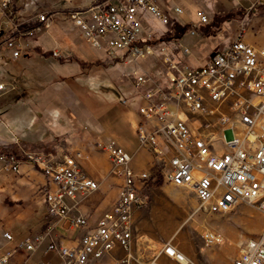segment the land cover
I'll return each mask as SVG.
<instances>
[{
	"label": "built area",
	"instance_id": "1",
	"mask_svg": "<svg viewBox=\"0 0 264 264\" xmlns=\"http://www.w3.org/2000/svg\"><path fill=\"white\" fill-rule=\"evenodd\" d=\"M66 1L59 8H34L29 16L21 17L22 10L14 11L12 0H0V50L11 60L26 56L34 47V38L61 17L63 24L77 28L86 43L110 60L127 64L158 59L149 20L163 26L180 23L177 16L184 12L180 5H170L172 0ZM223 1L246 14L264 7V0ZM194 16L197 24H208L203 10H195ZM194 26L190 22L185 29L195 34ZM183 52L188 54L189 49L184 47ZM213 53L204 64L178 66L163 51V83L151 81L146 73L134 76L132 85L139 99L130 123L138 149L148 151L150 158L137 169L132 165L133 154L115 139L96 142L108 154L110 171L120 183L115 199L95 223L79 209L98 188L81 165L86 158L82 150L55 159L1 144L0 171L17 173L22 161H32L47 182L38 187L45 207L44 229L18 239L2 229L0 236L10 245L0 244V264H96L116 248L124 252L121 264H188L184 252L170 242L150 258L141 248L131 251L138 237L134 215L150 204L151 188L159 179L191 191L196 200L194 213L222 216L243 204L264 217V42L238 34ZM50 54L55 58L64 55L58 48ZM6 88L7 83L0 80V96ZM120 103L129 104L126 98ZM60 223L78 232L75 245L49 239ZM201 238L207 247L224 239L210 229ZM42 246L54 258L33 262V254ZM230 264H264V226L240 242Z\"/></svg>",
	"mask_w": 264,
	"mask_h": 264
},
{
	"label": "rangeland",
	"instance_id": "2",
	"mask_svg": "<svg viewBox=\"0 0 264 264\" xmlns=\"http://www.w3.org/2000/svg\"><path fill=\"white\" fill-rule=\"evenodd\" d=\"M12 4L13 8L22 10L21 17H27L34 8L55 9L68 3L66 0H12ZM169 4L182 7L184 12L177 16V19L183 26L194 22L195 34H190L187 29L179 30L177 25H182L175 21L163 26L150 19L154 26L152 40L159 52L158 59L145 58L127 64L121 60L111 61L102 50L86 43L77 28L63 24L61 17H58L46 32L33 40L35 42L46 34L44 46L49 56L46 60L49 66L47 76L43 78L39 74L42 62L38 54L34 53L26 58L31 51L26 56L19 57L15 63L2 61L0 75L8 80L13 78L18 84L20 90L10 93L16 99L24 90H31L32 95L39 100L42 96L48 95V102L31 105L38 108L50 105L66 119L72 111L80 109L79 115L84 120L109 126L108 131L112 135L102 136L104 141L113 138L133 153L138 146L137 136L124 112L132 109L134 114V111H137L138 93L132 85L134 76L146 73L150 75L151 81L163 83L164 64L161 62L163 51L178 66H197L204 64L212 52L224 49L238 34H244L247 40L255 43L264 42V7L246 14L239 6L223 0H172ZM195 10H203L207 14L208 24H197ZM55 46H59L58 49L65 54L67 51L65 49L70 48L72 56L68 54L62 59L52 57L50 51ZM184 47L189 49L188 54L183 52ZM73 94L82 100L83 108H69L70 101L74 98ZM123 98L128 100L127 106L120 103ZM25 115L37 124L42 121L31 113V109ZM0 119L2 137L6 138L10 132L18 129V125L11 119L6 117ZM87 130L97 133L89 126ZM46 134L48 135V132ZM94 149L105 152L96 147V143ZM4 205L8 209L7 218L12 219L18 213L22 214V218H29L25 225H19L18 230L14 225L10 227L13 232L18 231L17 236L31 232L34 225L43 221L45 216V208L39 205L32 204L31 208L26 204ZM195 205L196 200L191 191L176 188L160 179L153 184L150 204L138 210L134 220L139 242L145 243L148 258L158 252L164 243L170 242L184 252L188 264H223L232 252L229 261L231 263L238 254L240 242L245 237L257 234L264 226L263 215L248 205L242 204L233 212L222 216L202 211L194 213ZM170 219L173 223L167 230L160 228L161 222ZM206 229L219 231L223 235V242L211 247L205 246L201 234Z\"/></svg>",
	"mask_w": 264,
	"mask_h": 264
},
{
	"label": "crops",
	"instance_id": "3",
	"mask_svg": "<svg viewBox=\"0 0 264 264\" xmlns=\"http://www.w3.org/2000/svg\"><path fill=\"white\" fill-rule=\"evenodd\" d=\"M45 35L46 34L33 42L34 47L31 50L30 55L26 56V58L30 57L34 53L39 55L40 62H42L39 74L43 78L47 76V67H49L46 62L49 56L44 46ZM58 47L55 46L52 49ZM65 50H67L66 53H68L69 56H72L73 52L70 48ZM62 54L65 55L64 52H62ZM18 59L11 60L7 56L6 51L0 50V63L2 61L3 63H6V61L9 63H15ZM0 80L7 83L6 90L0 96V118L6 117L18 125V129H16L15 132H10V135L7 134L8 136L6 138L0 135V149L2 148L1 144H6L9 148L17 152L39 153L55 159L61 157L67 152H72L78 149L82 150L86 158L81 161V165L83 169L96 180L98 188L85 197L80 204L79 209L88 216L91 223H95L101 213L108 208L115 199L120 183L119 179L110 171L111 163L108 154L94 149L95 143L99 140H103L102 136L111 137L112 134L108 131L110 129L109 126L106 127L100 123L93 124L84 120V118L79 115L80 109L78 111H72L71 115L66 119L63 118L59 112H55L54 108L50 105L46 107L44 106L43 108L32 106L31 103L42 104L48 102V95L42 96L39 100L32 95L33 93L31 90H24L22 94L18 95V99H16L14 95H10L13 91L20 90V87L14 82V79L12 78L8 80L3 75H0ZM73 96L74 98L70 101L69 108H83L82 100L74 94ZM79 101H81V104H79ZM30 109L31 113H34L36 117L42 120L39 124L35 123L33 120L30 121L29 118L26 117L25 113ZM132 111V109H129L128 112H124L128 121L134 119ZM130 117L131 119H129ZM71 121H73V123H71ZM88 126L92 127L97 133L94 134L89 132L87 130ZM47 132L48 135L46 134ZM97 134L99 137H97ZM10 136L13 137V139H10ZM132 154V165L137 169L142 168L150 158L148 151L138 149V147L135 148V151ZM46 182L47 180L44 174L32 161H22L19 172L17 173L0 171V203L3 204L2 206L0 205V232L2 229L9 230L15 239L22 236H17L16 234L18 231L13 232L10 227L14 225L18 230L19 225H25V222H27L29 218H22V214L20 213L12 219L7 218L8 209L4 204H7V206L26 204L28 208H31L33 204L45 208L38 187L46 184ZM135 215L134 220L136 217ZM4 218H6L5 221ZM44 223L45 216L43 221L36 223L31 231L43 230ZM77 236V231L67 228L64 223H60L51 231V237L49 239H54L63 245L73 246L77 242ZM0 244L3 247L10 245L6 243L1 236ZM145 247V243L139 242V238L137 237L132 244L131 251L135 253L136 250L138 251V249L141 248L146 252ZM123 255L124 252L121 249L116 248L111 253L102 257L96 262V264H121L120 258H122ZM229 255L230 257H228L223 264H230L229 261L231 260L233 253L230 252ZM53 258V254L45 253L44 246H42L33 254L32 261L36 262L38 260Z\"/></svg>",
	"mask_w": 264,
	"mask_h": 264
},
{
	"label": "bare ground",
	"instance_id": "4",
	"mask_svg": "<svg viewBox=\"0 0 264 264\" xmlns=\"http://www.w3.org/2000/svg\"><path fill=\"white\" fill-rule=\"evenodd\" d=\"M160 217V216H159ZM159 222V221H158ZM173 223V220L170 219V220H167L166 222H161L160 223V228H163L164 230H167L169 228V226ZM159 224V223H158Z\"/></svg>",
	"mask_w": 264,
	"mask_h": 264
},
{
	"label": "trees",
	"instance_id": "5",
	"mask_svg": "<svg viewBox=\"0 0 264 264\" xmlns=\"http://www.w3.org/2000/svg\"><path fill=\"white\" fill-rule=\"evenodd\" d=\"M16 9H17V8H13L14 11H15ZM177 27L179 28V30L182 29V31H184V29H185V26H180V25L178 26V25H177ZM111 61H113V60H111Z\"/></svg>",
	"mask_w": 264,
	"mask_h": 264
},
{
	"label": "water",
	"instance_id": "6",
	"mask_svg": "<svg viewBox=\"0 0 264 264\" xmlns=\"http://www.w3.org/2000/svg\"><path fill=\"white\" fill-rule=\"evenodd\" d=\"M213 54H214V53L212 52V53L210 54V57H212V56H213Z\"/></svg>",
	"mask_w": 264,
	"mask_h": 264
}]
</instances>
